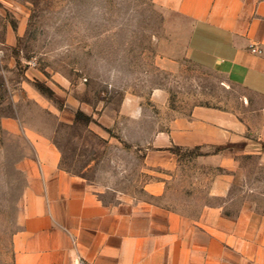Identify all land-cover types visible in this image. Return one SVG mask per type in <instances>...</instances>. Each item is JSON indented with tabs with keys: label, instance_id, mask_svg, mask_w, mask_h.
Returning <instances> with one entry per match:
<instances>
[{
	"label": "rangeland",
	"instance_id": "1",
	"mask_svg": "<svg viewBox=\"0 0 264 264\" xmlns=\"http://www.w3.org/2000/svg\"><path fill=\"white\" fill-rule=\"evenodd\" d=\"M183 27L156 0H0V264H13V201L24 185L16 169L34 154L30 134L53 143L61 168L93 184L105 202H154L191 216L206 204L227 203L228 213L247 202L263 207L264 99L192 63ZM197 107L237 114L247 127L241 142L182 148L165 195L150 196L145 158L155 134ZM248 143L257 155L236 160L244 188L226 186L217 178L227 169L197 159L245 152Z\"/></svg>",
	"mask_w": 264,
	"mask_h": 264
},
{
	"label": "crops",
	"instance_id": "2",
	"mask_svg": "<svg viewBox=\"0 0 264 264\" xmlns=\"http://www.w3.org/2000/svg\"><path fill=\"white\" fill-rule=\"evenodd\" d=\"M184 21L186 57L264 99V0H156ZM253 49L261 50V53ZM18 134L13 121L3 124ZM247 127L237 114L197 107L159 130L145 158L154 174L146 192L165 195L179 166L171 149L218 148L241 142ZM29 135V134H28ZM32 156L17 171L24 185L14 200L10 236L13 264H264V205L247 202L236 213L206 204L191 216L161 204L105 202L102 192L61 168V153L47 138L29 135ZM239 148L197 158L229 172L217 180L245 187ZM264 164V153L261 154Z\"/></svg>",
	"mask_w": 264,
	"mask_h": 264
},
{
	"label": "trees",
	"instance_id": "3",
	"mask_svg": "<svg viewBox=\"0 0 264 264\" xmlns=\"http://www.w3.org/2000/svg\"><path fill=\"white\" fill-rule=\"evenodd\" d=\"M40 88H41V90H45L46 92H48V94H49L50 96H52L53 93H52L51 91H49V90H47V89H43V87H41V85H40ZM195 149H196V150H199L200 147H197V148H195ZM171 150H172L174 153L180 155V151L183 150V149L180 148V147H174V148H172Z\"/></svg>",
	"mask_w": 264,
	"mask_h": 264
},
{
	"label": "built area",
	"instance_id": "4",
	"mask_svg": "<svg viewBox=\"0 0 264 264\" xmlns=\"http://www.w3.org/2000/svg\"><path fill=\"white\" fill-rule=\"evenodd\" d=\"M253 51L261 53V50L253 49ZM73 264H91V263L85 259H78Z\"/></svg>",
	"mask_w": 264,
	"mask_h": 264
}]
</instances>
